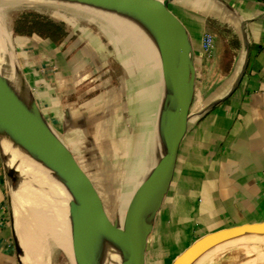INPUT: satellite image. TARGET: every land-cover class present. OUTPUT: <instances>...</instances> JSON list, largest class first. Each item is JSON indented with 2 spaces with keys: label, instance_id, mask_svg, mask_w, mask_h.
<instances>
[{
  "label": "crops",
  "instance_id": "1",
  "mask_svg": "<svg viewBox=\"0 0 264 264\" xmlns=\"http://www.w3.org/2000/svg\"><path fill=\"white\" fill-rule=\"evenodd\" d=\"M168 4L190 31L197 78L188 130L148 240L146 264H169L176 252L205 233L264 221V0H168ZM102 19L92 16L101 21L110 42L118 40L117 26L110 29ZM209 22L232 30L236 39L232 53L229 44L211 32L213 56L203 55L201 39ZM68 29L67 37L79 34L89 41L86 27ZM35 37L20 39L18 56L42 112L76 156L80 141L92 145L100 134L103 144L107 138L103 120L90 124L98 97L83 101L75 85V76L86 75L81 53L60 52L55 42ZM88 50L93 51L92 46ZM6 203L0 175V264H19ZM249 236L255 239L221 243L190 264H264V234Z\"/></svg>",
  "mask_w": 264,
  "mask_h": 264
},
{
  "label": "water",
  "instance_id": "2",
  "mask_svg": "<svg viewBox=\"0 0 264 264\" xmlns=\"http://www.w3.org/2000/svg\"><path fill=\"white\" fill-rule=\"evenodd\" d=\"M63 1L131 17L155 38L163 81L157 121L160 152L133 184L120 219H114L89 173L42 112L24 73L22 78L19 74L17 82L12 78L13 71L9 73L11 77L0 71V136L7 135L55 172L69 192L75 264H91L103 236L119 250L122 257L119 264H146L148 240L171 188L189 126L197 78L192 37L168 0ZM259 234H264V221L205 233L186 246L170 264H190L221 243Z\"/></svg>",
  "mask_w": 264,
  "mask_h": 264
},
{
  "label": "rangeland",
  "instance_id": "3",
  "mask_svg": "<svg viewBox=\"0 0 264 264\" xmlns=\"http://www.w3.org/2000/svg\"><path fill=\"white\" fill-rule=\"evenodd\" d=\"M17 1L0 0V26H3L1 35L5 38L6 53V62L3 64L12 67V78L19 82V74L22 78L24 73V61L18 56L19 48L23 46L20 39L32 34L37 39L55 42L60 52L81 53L80 66L86 69V75L75 76V85L81 91L79 97L83 101L88 98L91 103L94 102L91 100L98 97L97 102L93 103L96 111L90 118V124L99 123L102 119L107 138L105 137L103 144L98 141L100 134L97 135V142L92 145H87L86 140L80 141V154L76 157L101 193L109 214L116 219L115 214L122 203H125L131 185L154 163L160 152L157 121L163 85L160 84L157 65L153 57L146 53L143 39L126 33L118 25L116 28V22L89 9L85 4L63 0ZM104 11L121 16L129 23H137L131 17ZM81 14L86 18L81 20L76 17ZM95 15L111 24L110 29H118V40L112 39L110 42L107 39V32L105 28L102 29L101 21L92 20ZM73 25L88 29L89 36L85 37L88 42L84 38H78L79 34L67 37L68 28ZM207 30L220 41L225 40L229 44L228 53H232L236 39L231 29L216 27L215 23L209 22ZM91 46L93 51L88 50ZM94 50L99 53L100 59ZM8 76L11 77L10 74ZM2 137L4 136H0V139ZM14 163L10 162L8 150L0 144V175L6 190L7 219L13 233V245L19 264H31L26 239L19 223V217L22 218L24 214L20 198L22 172L14 167ZM249 239L255 237H241L233 241ZM180 252L171 257L169 264ZM44 259L46 264H75L74 258L68 255L64 246L57 245L50 236L49 249Z\"/></svg>",
  "mask_w": 264,
  "mask_h": 264
},
{
  "label": "bare ground",
  "instance_id": "4",
  "mask_svg": "<svg viewBox=\"0 0 264 264\" xmlns=\"http://www.w3.org/2000/svg\"><path fill=\"white\" fill-rule=\"evenodd\" d=\"M87 6L89 9H94V11L109 17L116 22L119 27L124 29L126 33H132L137 39H143V47L145 48L146 53L150 57H153L155 65H157L156 70L160 78V84L163 85L159 48L153 35L139 23H129L121 16L105 12L104 9L91 5ZM122 20L127 24L123 23ZM2 27L0 26V71L7 77L8 74L12 72V67L3 64L6 53L5 38L1 35L3 31ZM143 74L145 73H142V75ZM0 144L2 148L8 150L10 162H15L16 164L14 163V167L16 166L20 172H22L20 180L22 181L20 198L23 204L24 214L22 218L19 217V223L22 235L26 239L25 244L28 247V252L30 254L28 255L31 258V264H46L44 255L49 249V236L57 245L64 246L68 255L74 258L75 246L72 236L73 220L68 205L71 196L62 181L55 172L48 169L42 162L30 156L7 135L0 139ZM16 172L17 171H15V173ZM43 189L45 191H43ZM123 206L124 203H122L121 207H119L115 214L117 219H120L121 217ZM121 258V254L114 243L107 237L103 236L99 243L97 255L94 256V262L92 259L91 264H119Z\"/></svg>",
  "mask_w": 264,
  "mask_h": 264
},
{
  "label": "built area",
  "instance_id": "5",
  "mask_svg": "<svg viewBox=\"0 0 264 264\" xmlns=\"http://www.w3.org/2000/svg\"><path fill=\"white\" fill-rule=\"evenodd\" d=\"M202 53L207 59H211L215 49V37L214 35L206 31L201 39Z\"/></svg>",
  "mask_w": 264,
  "mask_h": 264
}]
</instances>
